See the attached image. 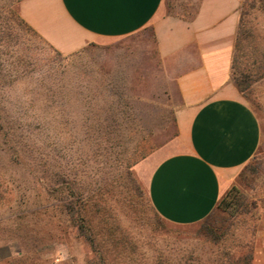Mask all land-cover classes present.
<instances>
[{"label":"rangeland","instance_id":"374dc122","mask_svg":"<svg viewBox=\"0 0 264 264\" xmlns=\"http://www.w3.org/2000/svg\"><path fill=\"white\" fill-rule=\"evenodd\" d=\"M18 2L0 0V75L4 81L0 95L14 111L25 115L19 131L24 144L34 145L33 159H24L23 167L8 163L9 156L0 153V264H90L95 260L74 228H67L62 236L60 226L55 242L48 237L37 239L41 245L36 249L9 235L8 230L24 221H17L16 201L34 193L32 177H41V164L66 176L63 188L95 193L110 206L117 236L128 241L117 248L124 264H128V254L144 264L157 251L172 264H184L182 257L192 252L195 264H208L222 249L216 246L220 236L231 255L251 252L252 264H264V147L261 158L241 171L239 181L245 186H239L235 216L217 211L215 216L220 218L215 221L188 226L162 221L150 205L148 179L152 155L177 136L174 109L179 96L173 69L162 63L153 32L144 29L130 37L97 41L79 53L63 56L19 23ZM116 93L129 102L127 117L115 123L107 109ZM244 98L259 118L264 138V112L251 97ZM259 98L264 104V98ZM236 184L237 179L223 196ZM34 211L33 207L22 214L32 216L25 220L27 228L52 230L55 220L37 219L43 215L34 216ZM98 229V239L106 238Z\"/></svg>","mask_w":264,"mask_h":264},{"label":"crops","instance_id":"0c3cea01","mask_svg":"<svg viewBox=\"0 0 264 264\" xmlns=\"http://www.w3.org/2000/svg\"><path fill=\"white\" fill-rule=\"evenodd\" d=\"M244 0H21L19 17L60 55L151 29L179 96L177 136L158 150L148 198L165 222L200 223L260 152L262 125L230 77ZM192 12L186 20L185 12ZM261 233V232H260ZM264 234V230L262 232Z\"/></svg>","mask_w":264,"mask_h":264},{"label":"trees","instance_id":"16d2710c","mask_svg":"<svg viewBox=\"0 0 264 264\" xmlns=\"http://www.w3.org/2000/svg\"><path fill=\"white\" fill-rule=\"evenodd\" d=\"M185 14H187L185 17L186 20H191L192 12L189 10ZM19 23L33 35L45 42L20 17ZM3 35L9 38L5 31ZM49 47L58 53L51 46ZM58 54L60 55V53ZM2 76L0 75V84H4ZM230 77L238 91L244 97H251L249 100L256 101L258 107L262 109L260 110L264 112V104L259 101L260 96L264 98V0H244L240 7V18L235 36ZM112 97L115 100L110 102L107 109L108 118L115 120L116 123L120 118L127 117V104L129 100L117 93L113 94ZM4 99L0 95V153L9 156L6 159L8 163L14 166L20 164L23 167L24 159H33L31 145L34 144H24V137L21 134L22 131H19V128H22L20 124L25 122L22 118L25 115L18 114L14 111L7 105ZM263 147L264 138H262L260 152L256 157L263 154ZM39 171H41V177L37 179L32 177V183L36 184L34 193L21 195L18 201H16L17 205L15 209L20 212L17 216V221H24L22 224L19 223L14 228H11V231L8 230L9 235L18 237L21 240L24 239V242L30 243L31 248L36 249V247L39 248L41 245V241L38 240L37 243V239L42 240L44 237H48L51 242H55V238L59 236L58 228L60 226L61 229L59 232L62 236L67 233V228H74L77 236L81 237L90 246L92 253L95 255V260L90 264H124L122 253H119L117 248L121 247L122 249L123 246L127 245L126 242L128 241H126L124 236H117L116 232L118 228L114 223L110 206L97 198L94 195L95 193L90 195L78 187L63 188L66 183V176L59 171H52L46 168L44 164H41ZM30 173L31 169L29 170ZM241 174L236 178L238 185H233L230 191L225 196H222L214 211L206 219L201 221V223L209 224L217 218H220L219 215H216L217 217L215 216L217 211L224 214L231 213L230 216L237 214V208L234 206L238 204L237 202L240 199L239 186L241 188L245 186L244 181H239V178L242 176ZM39 182H42L41 189H39ZM54 203H58V205H54ZM253 206L255 207L256 204L253 203ZM33 207L36 209L33 212L34 216L39 213L43 215L37 219L49 220L48 222L55 220V224L51 225V227L53 226L52 230L45 232L42 231L43 229L37 227L31 230L27 228L25 220L28 217V219L32 218V216L24 215L23 217L22 214ZM62 226L65 227L64 230H62ZM98 227V231L101 230L102 233H105L106 238L98 239L95 234V230ZM216 246H222V249L214 260L208 264H252L253 254L251 252L242 254L241 256L231 255L224 247L222 236L216 240ZM130 248H134V246H130ZM111 250L115 252V255H112ZM23 256L24 254L21 257ZM127 257L128 261L126 263L138 264V258L136 256L128 254ZM181 260L185 261L184 264H195L193 252L187 256H183ZM172 263L173 261L170 258H167L160 251H157L150 254L144 264Z\"/></svg>","mask_w":264,"mask_h":264}]
</instances>
